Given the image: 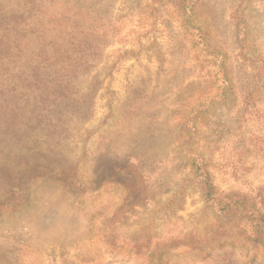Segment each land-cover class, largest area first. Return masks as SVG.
<instances>
[{"label":"rangeland","instance_id":"rangeland-1","mask_svg":"<svg viewBox=\"0 0 264 264\" xmlns=\"http://www.w3.org/2000/svg\"><path fill=\"white\" fill-rule=\"evenodd\" d=\"M0 264H264V0H0Z\"/></svg>","mask_w":264,"mask_h":264},{"label":"trees","instance_id":"trees-1","mask_svg":"<svg viewBox=\"0 0 264 264\" xmlns=\"http://www.w3.org/2000/svg\"><path fill=\"white\" fill-rule=\"evenodd\" d=\"M206 188H207V189H210V186H208V187H206ZM207 195H208L207 191L204 190L203 196L205 197V196H207ZM231 202H232V201H227V203H226L227 206L222 207L221 210H224V209L229 208V207L231 208Z\"/></svg>","mask_w":264,"mask_h":264}]
</instances>
